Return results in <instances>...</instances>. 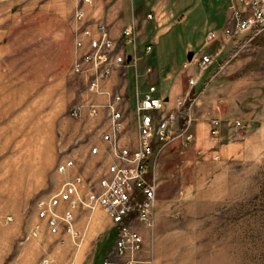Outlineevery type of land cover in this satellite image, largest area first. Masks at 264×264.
I'll return each mask as SVG.
<instances>
[{
    "label": "rangeland",
    "instance_id": "obj_1",
    "mask_svg": "<svg viewBox=\"0 0 264 264\" xmlns=\"http://www.w3.org/2000/svg\"><path fill=\"white\" fill-rule=\"evenodd\" d=\"M148 1L151 3L153 0ZM172 1L174 4L168 6L167 10L174 9L183 14L187 11L184 18L180 17L182 19L180 25L165 37V40L173 38L176 58L181 56L180 58L187 59L188 53L191 52L197 54L196 58L201 55L210 56L214 62V58H230L238 48L243 47V51L238 56L250 60L246 68L250 78H264V30L257 32L253 37H239L230 41L223 37L225 28L233 23L229 8L230 0L227 2L226 0ZM133 2L135 7L144 1L133 0ZM141 10L144 12V7H141ZM210 34L215 35L211 41L207 38ZM106 35L113 41L109 37L108 28ZM135 39L134 36L133 45ZM114 44L117 46L115 42ZM209 44H213L212 47H207ZM224 46H228V49L224 50L223 54L219 53ZM85 48L81 49L84 50L83 54L87 51ZM186 48L189 49L188 52ZM226 53L228 55H225ZM115 68L122 67L115 66L113 69ZM205 69L200 68V70ZM92 71L90 68L88 72L90 76ZM88 74H78L80 78L72 81V89L68 93L56 89L57 93L53 95L51 109L49 104L42 105L43 109L37 112L36 119L27 117L29 120H26L23 117L26 113L24 103L20 104V109H14L17 105L7 101L4 104L6 107L4 127L0 126V264H44L45 261L48 264H57L48 258L41 248L37 250L40 254L37 258V251L30 248V243L39 240L42 230L50 234L47 222L38 217V202L56 193L66 180H71L75 176L81 177L78 174L71 175L70 172L74 169L75 162L81 163L83 154L86 151L91 153V149L95 147L93 146V137L96 134L93 133L94 130L88 129L81 134L82 129L77 127L78 121L72 117L73 109L87 102V92L99 97L87 90L90 82ZM108 80L103 83V88ZM203 85L204 83L196 85L194 82L190 86H198L200 90L204 88ZM251 88L261 89L264 93V87ZM196 90L181 99L182 106L174 111L175 121L169 131L171 139L163 145L153 146L146 180L154 187L155 202L151 213L152 227L139 228L142 236L140 257H145L149 264H264V150L255 148L249 153L246 152L243 159L229 161L227 164H219V160L215 157L216 161L211 166L204 168L202 174H196L192 168L195 161L185 159L186 151L189 150V141L192 139L186 131L189 127L192 104L198 96ZM105 91L109 92L106 89ZM109 94L111 98L114 95L110 92ZM144 94L136 93L135 120L137 100ZM100 97H104L107 102L105 96ZM88 98L98 102L92 97ZM120 98L122 102V97ZM121 102L117 104L120 105ZM83 110L87 111L91 119H95L100 114L92 117L87 109ZM101 111H105L107 116V110ZM158 116L159 113L154 111V122L157 121ZM218 122L220 125V121ZM233 127L241 128V125L236 127L234 122ZM35 128H40L41 132ZM219 133L218 129V135ZM181 135H185L183 142L169 147L171 145L168 144ZM236 137L239 138L231 133L226 140H234ZM30 138L34 139L33 143L29 144L31 150L37 152L35 154L39 156L43 155V169L31 182L24 179L21 185H12L10 181L12 167H8L7 162L27 155L26 143ZM7 141L9 142L5 143ZM221 144L222 142L219 145ZM165 152L169 155L180 153L183 157L171 156L163 159L160 164L164 182L161 185L162 198L157 205L158 181L152 176L154 169L163 158L161 154ZM65 160H72L74 167L65 175H61L56 172V166ZM82 185H86L84 180ZM90 185L92 184L89 183L85 189L87 190ZM86 190L81 189L83 195ZM165 193L167 195H164ZM64 208L63 204L60 212H63ZM88 214L79 208L74 212V228L76 221L80 220V225L83 226L81 234L90 231L89 226L94 215L96 217L99 214L104 215L101 210H96L91 221L88 222ZM36 229L37 235L34 236ZM75 230L79 232L76 228ZM59 232L65 233L63 224L59 226ZM74 241L70 242L77 247L79 239ZM111 241L112 233L108 240L98 244L94 264H101L104 259L111 257L113 247L106 251ZM57 243L60 247L65 245L63 240ZM93 253L94 249L88 259Z\"/></svg>",
    "mask_w": 264,
    "mask_h": 264
},
{
    "label": "crops",
    "instance_id": "obj_2",
    "mask_svg": "<svg viewBox=\"0 0 264 264\" xmlns=\"http://www.w3.org/2000/svg\"><path fill=\"white\" fill-rule=\"evenodd\" d=\"M143 1L142 5L139 3L134 7L133 0H92L90 5L83 8L84 22L92 23L89 27L92 36L98 37L95 23L105 25L109 37L117 44L116 52L126 57V66L113 69L104 85L107 91L122 97L119 107L124 112L125 119L120 145L131 150L137 147L134 113L137 92L144 94L150 87H154L153 96L163 100L166 110L175 111L178 100L198 89V86L188 85V80L192 79L196 85L204 83L203 89L196 90L198 96L192 104L186 131L192 139L185 159L195 161L192 168L196 174H202L204 168L211 166L216 161L215 157L219 164H227L229 161L243 159L246 152L255 148L264 150V93L261 89L251 88L264 87V78H250L249 71L246 70L250 60L238 56L243 47L238 48L230 58H214L210 66L200 70L196 62L197 54L189 52L187 59L180 58L181 56L176 58L173 38L165 40L180 25V17L184 18L187 11L183 14L174 9L167 10L168 6L174 4L172 0H153L151 3ZM75 6L74 0H0L1 127H4L6 101L16 104L14 109H20V104L24 103L26 113L23 117L26 120L27 117L36 119L37 112L43 109L42 105L49 104L51 109L53 95L58 89L62 93H68L72 89V81L80 78V75L71 70L74 61L84 52L75 48L73 40L74 33L84 23H77L73 19ZM141 7H144V12ZM147 15H151V18L147 19ZM126 27L132 28L136 38L135 45L122 37V31ZM147 46L151 47L148 53L145 52ZM227 49L228 46H224L219 53L223 54ZM186 51L189 49L186 48ZM189 54H192L190 58ZM86 95L88 100V97H92L98 102H105L104 97L92 96L88 92ZM9 108L8 106L7 109ZM215 120L220 121V133L217 137L210 133L211 122ZM235 120L240 122L241 128L233 127ZM77 121V127L82 129L81 134L88 129L94 130L93 133L96 134L93 146L99 150L97 154L86 151L82 162H75V167L70 172L71 175H80L86 182L85 186H81L82 191H85L89 183L96 184L111 163V159L104 153L106 143L101 139L102 133L108 129V121L105 111L91 119L85 110H82L81 119ZM231 133L239 138L226 140ZM184 139L185 135L178 136L168 145L177 146ZM212 149L216 151H211ZM161 155L163 158L161 157L152 176L158 181L157 205L162 198L161 185L164 182L160 164L163 159L171 156L183 157L180 153L169 155L165 152ZM80 222L76 221L75 228L81 233L83 226ZM111 227L105 213L97 217L94 215L90 231L83 235L77 247L63 232L51 235L42 230L39 240L30 243V248L34 251L43 249L47 257L57 264H94L96 247L108 240L111 233L112 241L108 243L110 247L106 251L113 247L116 233ZM60 240L65 242L62 247L57 245ZM93 249V256L88 259ZM39 255L37 251V258Z\"/></svg>",
    "mask_w": 264,
    "mask_h": 264
},
{
    "label": "built area",
    "instance_id": "obj_3",
    "mask_svg": "<svg viewBox=\"0 0 264 264\" xmlns=\"http://www.w3.org/2000/svg\"><path fill=\"white\" fill-rule=\"evenodd\" d=\"M76 8L73 18L77 23L85 21L84 6L90 5L92 0H75ZM232 12V25L225 28L223 37L230 41L239 37H249L264 30V0H230ZM151 15H147L150 19ZM92 23L84 22L73 36L75 48L87 51L82 54L72 65L75 74H85L91 68L92 75L87 90L93 95L105 96L107 102L98 103L87 100L79 104L72 111V117L81 119V111L87 109L90 116H97L102 109L107 110L108 129L102 133L101 139L106 143L105 154L110 157L106 173L102 175L96 185H90L83 195L81 185L83 180L79 176L66 180L60 189L46 199L38 202V217L47 222V227L52 235L59 232V226L64 225V231L71 242H80L83 234L74 228V212L76 209L85 210L88 222L91 221L96 210L103 211L110 219L111 226L116 230L112 255L104 259L101 264H149L145 257H140L142 236L140 227H152V210L155 202L154 187L147 182L146 175L154 144L163 145L171 139L170 128L175 121L174 111L166 110L163 100L155 98L154 87L138 98L136 105L137 147L131 150L120 145L123 130L124 112L119 108L121 98L111 95L103 88V83L110 78L115 66L125 67L126 57L116 52V46L106 35L107 28L100 23L94 27L98 34L93 38L89 27ZM123 37L131 43L134 42L132 29L123 30ZM215 37L210 34L207 38L211 41ZM250 37V38H252ZM249 38V39H250ZM147 46L145 52H150ZM200 68L205 69L213 63L207 55L197 59ZM190 85L194 80H189ZM182 100L176 102V108L182 106ZM158 112L157 121L154 122L153 112ZM240 122H235L239 127ZM219 122L212 121L210 133L218 136ZM92 154L98 153V148L91 149ZM217 159V157H216ZM74 167L72 160H65L56 166V172L65 175ZM63 212H60L62 205ZM138 229V230H137ZM37 235V229L34 236ZM79 244V243H78ZM44 264H48L47 261Z\"/></svg>",
    "mask_w": 264,
    "mask_h": 264
},
{
    "label": "bare ground",
    "instance_id": "obj_4",
    "mask_svg": "<svg viewBox=\"0 0 264 264\" xmlns=\"http://www.w3.org/2000/svg\"><path fill=\"white\" fill-rule=\"evenodd\" d=\"M35 129L36 130L38 129L41 132L40 128H35ZM33 141L34 139L30 138L26 143L27 144L26 149L28 152L27 155L23 157H18L16 159L14 158L11 161L7 162V166L12 167L11 175H10V181L12 182V185L18 184L19 186L24 181V179L27 180L28 182H31L35 177H37L40 174V171L43 169L42 166L44 161L43 155L39 156L38 154H35L37 152L32 151L31 150L32 148L29 145L32 144ZM19 188L21 190V187Z\"/></svg>",
    "mask_w": 264,
    "mask_h": 264
},
{
    "label": "water",
    "instance_id": "obj_5",
    "mask_svg": "<svg viewBox=\"0 0 264 264\" xmlns=\"http://www.w3.org/2000/svg\"><path fill=\"white\" fill-rule=\"evenodd\" d=\"M191 56H192V54H189V56H188V57L190 58Z\"/></svg>",
    "mask_w": 264,
    "mask_h": 264
},
{
    "label": "trees",
    "instance_id": "obj_6",
    "mask_svg": "<svg viewBox=\"0 0 264 264\" xmlns=\"http://www.w3.org/2000/svg\"><path fill=\"white\" fill-rule=\"evenodd\" d=\"M185 113V112H184ZM180 128H182V127H180Z\"/></svg>",
    "mask_w": 264,
    "mask_h": 264
}]
</instances>
